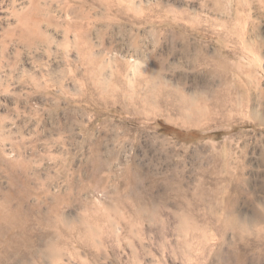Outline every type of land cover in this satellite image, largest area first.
<instances>
[{"label":"rangeland","instance_id":"obj_1","mask_svg":"<svg viewBox=\"0 0 264 264\" xmlns=\"http://www.w3.org/2000/svg\"><path fill=\"white\" fill-rule=\"evenodd\" d=\"M8 3L0 264H264V0Z\"/></svg>","mask_w":264,"mask_h":264},{"label":"bare ground","instance_id":"obj_2","mask_svg":"<svg viewBox=\"0 0 264 264\" xmlns=\"http://www.w3.org/2000/svg\"><path fill=\"white\" fill-rule=\"evenodd\" d=\"M8 5H9L8 0H0V12L6 11L8 9ZM159 93L160 94H159L158 99H157L159 104L162 102L164 104H169V105L172 104L174 109H179V110L181 109L182 105H189V107L192 110L191 115L196 114L197 112L200 114L203 111L204 105L201 104V103H204L203 101H201V103L197 102V104H195V102L191 101L187 96L179 95V97L181 96L180 101H179V103H175V105H174L173 100L175 99L176 96H174L173 94H171L170 92H167L165 90L164 91L161 90V92H159ZM177 98H178V96H177ZM183 108L184 107H182V109ZM97 165H98L97 168H100L99 164H97ZM132 183H134L135 186H139L138 185L139 182L136 180L132 181ZM21 192H23V191H21ZM30 197H31V195H30ZM28 198H29L28 193L23 194L24 202H27ZM13 199H14V196L11 193L9 196L6 197V199H5L6 202L4 201L3 203H0V236H2L6 231L17 232V231H19V229L22 226L23 221L22 220H21L22 222L20 221L21 216L19 218V215H21L20 214L21 209L19 208V206L14 208ZM201 200H199V201L201 202ZM196 203H198V202H196ZM202 203H200V204H202ZM96 215H97V213H96Z\"/></svg>","mask_w":264,"mask_h":264}]
</instances>
